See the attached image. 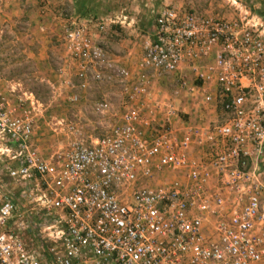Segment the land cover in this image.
Wrapping results in <instances>:
<instances>
[{
    "label": "built area",
    "instance_id": "1",
    "mask_svg": "<svg viewBox=\"0 0 264 264\" xmlns=\"http://www.w3.org/2000/svg\"><path fill=\"white\" fill-rule=\"evenodd\" d=\"M226 2L232 18L161 6L135 72L92 37L91 20L65 22L63 45L79 88L117 83L127 107L91 139L69 122L70 142L49 156L34 137L41 104L33 93L5 92L0 73V155L15 163L6 165L12 180L35 183L28 215L37 219L27 220L55 244L44 253L32 247L19 222L8 226L26 212L18 201L0 199V264H43L45 255L52 264L264 261V17L242 0ZM131 22L112 14L95 25L102 32ZM212 54L226 119L179 131L172 98L146 100L148 72L173 75V94L193 92L185 69L201 78L199 63ZM78 99L77 93L68 96ZM110 108L106 97L92 104L103 117Z\"/></svg>",
    "mask_w": 264,
    "mask_h": 264
},
{
    "label": "rangeland",
    "instance_id": "2",
    "mask_svg": "<svg viewBox=\"0 0 264 264\" xmlns=\"http://www.w3.org/2000/svg\"><path fill=\"white\" fill-rule=\"evenodd\" d=\"M242 1L252 9L257 10L261 9V7L264 9V0ZM163 5H174L183 9H191L212 15L218 14L224 18H231L233 12L228 7L226 0H102L99 5L100 13L98 19H91L90 25H92L90 29L96 34V40H99V43L108 53L109 49L106 45H109V43L114 45L130 43L129 45L134 46L140 52L143 42L149 35V27L158 9ZM112 14H124L128 19H132V22L130 25L125 24L123 26L119 24L108 25L102 32L98 31L95 23L101 17ZM4 17L7 18L6 16ZM13 17L12 20H14ZM21 19H23L22 16ZM6 24L7 22L3 23V25ZM20 25L22 28L26 26L25 24ZM33 36L34 34L25 37L24 34L20 39H16L15 34L9 29L6 33L1 34L0 72L5 85H8L12 80L20 82L24 87L23 89L27 93L28 90L31 91L41 104V113L38 116L39 121L35 127L34 137L36 141L38 140L36 143L40 152L44 156H49L70 142L72 135L67 134V124L69 122L76 123L83 136H99L105 128L100 124L103 121V116L95 114L92 110V104L97 99L92 100L86 95L88 89L94 88L96 84L91 82L85 89L79 88L73 66L70 67V64L64 61V59H68V54L63 45V31L59 30L53 34L50 37L51 41L47 52L43 51L39 54L40 56L48 55L50 59L48 65L50 70L48 72H44L45 67L42 61L37 64L36 61L34 62V58L30 56L34 52L33 50L36 49V44H34L35 37ZM35 43L37 42L35 41ZM44 74L46 77H44ZM170 79V89L168 87L164 88L166 92L168 91L166 88L172 92L177 89L176 78L170 77ZM113 85L116 87L117 92L120 93L119 85L117 83H113ZM173 85L174 87L171 89ZM22 91L18 93H22ZM72 93L78 94V101H68V96ZM61 120L63 121L60 122ZM14 164L8 156L0 155V197L1 199L11 198L18 201L21 210L26 212L24 219H29L28 216L37 219L33 213L28 215V210L31 207L29 200L38 194L35 183L15 182L12 180L8 175L6 165L13 166ZM34 226L32 222L27 221L21 227L24 235L29 236L28 239H33V244L31 245L41 251H46L47 247H54L55 244L45 236L46 232L42 231L40 226ZM12 227L10 225L9 228ZM29 229L31 230L29 231ZM44 260L49 264L52 262L50 255L47 257L45 255ZM262 264H264V261Z\"/></svg>",
    "mask_w": 264,
    "mask_h": 264
},
{
    "label": "crops",
    "instance_id": "3",
    "mask_svg": "<svg viewBox=\"0 0 264 264\" xmlns=\"http://www.w3.org/2000/svg\"><path fill=\"white\" fill-rule=\"evenodd\" d=\"M229 8L233 11L232 7ZM65 10L71 11L72 14H62V12ZM0 11V36L1 34L6 33L8 29L15 34L16 39H20V37H22L24 34L25 37L34 34L33 37H35V41L37 42L35 43L34 41V44H36V49L33 50L34 52L30 54V56L34 58V62L36 61L37 64L38 62L42 61V64L45 67L44 72H48V70H50V68H48L50 59L48 55L40 56L39 54H41L43 51L45 53L47 52L50 46V37H52L53 34L57 33L59 30L63 31V25L65 22H79L85 20L83 18L80 19L78 16L73 14L72 0H6L0 5ZM234 15L235 13L233 11L231 18L234 17ZM11 16H15L13 17L14 20H12ZM21 16L23 19H21ZM4 22H7V24L3 25ZM20 24H25L26 26L30 27L24 26V28H22ZM32 28L33 30H31ZM89 31L96 39V34H94L91 29H89ZM97 41L99 42V40ZM105 44L107 43L105 42ZM129 44L122 43L114 45L109 43V45L107 44L106 47L109 49L110 56L115 61L122 65L128 66L132 72L137 70L139 71L138 62L141 56V50L138 52L137 48ZM64 61L68 62L70 67L73 66V63L69 58L64 59ZM213 62V54L210 57L200 61L199 71L202 74L201 78L195 76V71L185 69L187 79L191 83L195 84L196 90L193 92L181 90L176 95L173 94L171 90L169 91V87L171 86L170 77H174L173 75L157 77L155 74L148 72V76H151L152 80L150 93L146 97V100L153 102L156 99L163 100L167 97L172 98L173 104L177 109V114L172 118V121L179 131L185 124H194L206 129L223 123L226 119V113L222 108L221 95L219 93L215 73L210 69L213 65ZM207 76L210 78L207 79ZM44 77H46L45 74ZM1 87L5 92H8L11 88H16L18 92L21 90H23L22 92H26L23 89V85H21L20 82H16L14 80L10 81L8 85H5L3 79L1 81ZM165 87L169 88H166L168 90L167 92L164 89ZM173 87L174 85L171 89H173ZM28 93L32 92L28 90ZM86 95L89 98H92V100H98L102 97H106L110 100L111 108L103 117V121L100 122L104 128L116 124L121 113L127 107L121 92H117V89L113 84L96 85L94 88L88 89ZM205 95H210L211 98L209 101L204 99ZM62 121L63 120L60 122ZM84 137L86 139H91L97 136L85 135ZM195 148L198 150V153L204 152L206 150V147ZM27 221L29 220L26 218L24 219V216H20L18 218L9 220L8 226L10 227V225H12L15 227L17 226L18 222L20 226H23L25 223H27ZM37 224L38 223H36L33 219L32 225H36L38 227ZM30 230L31 229H29V231ZM28 237L29 236H25V239L30 245L33 244V239H28ZM43 264H46V260L43 262Z\"/></svg>",
    "mask_w": 264,
    "mask_h": 264
},
{
    "label": "trees",
    "instance_id": "4",
    "mask_svg": "<svg viewBox=\"0 0 264 264\" xmlns=\"http://www.w3.org/2000/svg\"><path fill=\"white\" fill-rule=\"evenodd\" d=\"M102 0H73L72 2V11L75 16H78L80 19L96 20L98 19L100 10L99 5ZM252 9L254 12L260 14L264 17V9ZM71 13V11L65 10L62 14ZM72 14V13H71Z\"/></svg>",
    "mask_w": 264,
    "mask_h": 264
}]
</instances>
